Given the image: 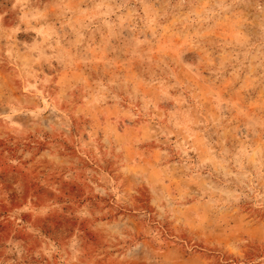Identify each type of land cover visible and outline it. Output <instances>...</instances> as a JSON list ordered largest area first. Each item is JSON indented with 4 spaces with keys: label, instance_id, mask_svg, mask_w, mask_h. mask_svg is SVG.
<instances>
[{
    "label": "rangeland",
    "instance_id": "obj_1",
    "mask_svg": "<svg viewBox=\"0 0 264 264\" xmlns=\"http://www.w3.org/2000/svg\"><path fill=\"white\" fill-rule=\"evenodd\" d=\"M0 264H264V0H0Z\"/></svg>",
    "mask_w": 264,
    "mask_h": 264
}]
</instances>
